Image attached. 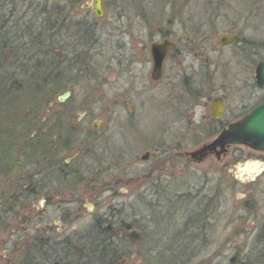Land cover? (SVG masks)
<instances>
[{
	"label": "rangeland",
	"instance_id": "374dc122",
	"mask_svg": "<svg viewBox=\"0 0 264 264\" xmlns=\"http://www.w3.org/2000/svg\"><path fill=\"white\" fill-rule=\"evenodd\" d=\"M94 1L79 0L76 7L70 10V0H61L58 3L57 0H11L4 15L6 18L11 17L10 10L15 11L13 18L22 17L26 13L27 21L36 16L33 9L29 8L31 2L33 7L38 4L45 6L46 3L50 6L57 4L59 8L67 7L70 12L67 21H63L65 23L53 40L56 46L61 47L56 53L57 56L50 60L53 63L56 61L57 65L51 77L60 74L61 68H71L65 60H69L67 58L71 56L75 46H88L77 51L83 52L80 59L85 60L82 62L84 65L79 67L80 71L74 73L76 83L71 89L72 96L63 106L78 110L76 118L81 119L82 111L90 109L105 119L101 126L106 131L105 142L101 140L93 144L91 151H88L89 155L86 153L82 156V161H86L85 164L91 168L96 167V170L100 167L97 160H100L104 167L109 164L114 169L125 171L126 185L120 184L119 188L116 187L118 193L114 196L111 193L102 194L99 209L100 214H106L109 206L121 208L117 218L134 226L129 231L139 233L142 238L138 243L130 245L127 242V233L119 228L114 230L117 232L115 235L122 232V240L117 239L116 244L124 248L122 256L125 259L119 264H230L234 257L248 258V264L264 263V153L241 147L236 161L199 164L197 161L185 160L156 164L153 160L142 161L141 156L144 153L140 154L139 149L129 148L127 156L122 162L119 161L118 156L123 145L120 127L125 120L122 90L125 86L130 88L132 84L131 80L122 78L120 63L124 58H129L132 52H136V84H143L145 77L141 66L143 63L140 61L146 56L142 55L137 46H149L151 38L156 34L155 31L142 29L137 12L135 15L130 7L136 4L149 14L152 11L157 25L165 31L171 20L166 6L169 0H100L102 18L95 15ZM189 11L190 20L195 19L202 26L199 36H221L236 29L235 33H239L245 40L264 42V0H191ZM212 12H217V15L213 16ZM191 26L198 30L193 27L192 21ZM75 34H78V38H71ZM200 48L206 51L213 49V46ZM244 49L245 46H218L215 54H209L211 58L215 55L216 62L221 64L222 69V73L214 79V86L218 89L228 88L232 108H239L243 103L248 104L250 96L253 97L256 93L253 88L244 85L249 74H252L250 77L254 76V72L249 73L246 70L247 62L237 61L241 55L247 56ZM249 50L252 51L255 63L264 57L263 46H250ZM17 54H22L21 50ZM187 64L199 68V56L194 57L192 52ZM224 66L229 69L228 78L223 73ZM194 73L196 83H200L202 74ZM64 75L70 77L65 73ZM27 79L28 77L20 75L21 92L13 94L6 108L0 109V159L3 160L5 154L14 157L10 164L4 163L11 176L4 174L0 178V198L8 197L1 194L2 192L11 191L7 189L5 182H11L9 186L13 187L21 185L23 182L19 180L23 179L28 170H23L22 166L39 160L36 143L39 141L37 136L40 119L37 114L31 116L30 113L40 110L41 105L36 97L38 94L43 97L44 91L29 89L25 82H28ZM65 82L67 84L64 83L63 87L67 90L71 84L69 79ZM167 82L144 96L148 100L155 98L159 105L166 102L163 100L168 96ZM56 86L59 87L60 84ZM63 93L61 87L56 90L54 104ZM127 100L129 106L135 108L142 101L130 92ZM91 128L88 120L81 126V130H86V133ZM179 131L175 129L174 132ZM4 132L5 135L2 136ZM34 133L36 138L31 142ZM82 134L81 138L87 136L83 132ZM99 136L102 137L101 134ZM188 137L187 150H194L211 141L215 133L211 130H194L189 131ZM26 154H30V158ZM33 154L34 157L31 156ZM1 162L0 160V165ZM247 165L254 167V170L246 168ZM37 210L36 205L35 212ZM13 228L19 230L20 227ZM13 228L10 226L9 231L4 234L9 236ZM19 234H24L23 228H20ZM96 245L98 246L97 243ZM110 260L109 256H94V264H108Z\"/></svg>",
	"mask_w": 264,
	"mask_h": 264
},
{
	"label": "flooded vegetation",
	"instance_id": "af4514ba",
	"mask_svg": "<svg viewBox=\"0 0 264 264\" xmlns=\"http://www.w3.org/2000/svg\"><path fill=\"white\" fill-rule=\"evenodd\" d=\"M190 3L191 0H169L166 3L171 20L165 31L157 25L152 11L149 14L136 4L130 7L135 15L137 12L142 29L155 31L156 34L151 38L149 46H137L141 49L142 55L146 56L140 61L143 63L141 66L145 77L143 84H136L138 78L134 71V65L137 63L134 54L136 52H132L129 58H124L120 63L122 78L132 81L130 88L125 86L122 90L125 120L120 127L123 145L118 158L121 162L130 149H139L138 153H144L141 156L142 161L153 160L156 164L185 160L197 161L196 163L199 164L205 162L219 164L227 160L236 161L241 147L254 150L250 146L237 144L210 147L224 131L238 124L264 102V88H260L257 84V69L264 57L255 63L252 51L249 50L250 46L264 48V42L245 40L239 33H235L236 29L221 36L215 34L209 37L206 34L199 36L202 26H199L195 19L190 20ZM212 15H217V12H212ZM191 21L193 27L198 28L197 31L192 28ZM233 35L238 38L236 42L227 44L221 42V38H230ZM166 42L172 43L173 46H167L160 79L155 80L152 44ZM200 46H213V49L204 51ZM218 46H245L244 53L247 56L241 55L237 61L247 62L246 70L249 73L254 72V76L250 77L252 74H249L244 85L250 86L256 93L253 97L250 96L248 104L243 103L239 108L231 107L228 88L218 89L214 86V79L222 73V69L221 64L216 62L215 55L211 58L209 54H215ZM192 52L194 57L199 56L201 62L199 68L187 64ZM84 61L65 60L71 68L66 70L61 68V73L56 75L55 84L60 86L55 85V90L52 84L45 86L44 95L41 96L39 103L40 110L30 113L31 116L37 114L40 119L37 136L39 141L36 143L39 160L34 164L22 166L23 170L28 169L29 172L27 170L23 179L19 180L23 182L21 185L13 187L9 186L11 182L4 183L11 191L2 192L1 194L8 197L0 198V264H94L95 252L104 253V250L105 252L110 250V244H113L115 257L119 258V261H110L108 264H119L125 259L122 256L124 248L116 244L117 239L122 240L120 238L122 232L115 235L117 232L114 231L119 228L125 232L124 221L117 218L121 208L117 209L112 205L109 206L106 214H100L99 211L102 194L111 193L114 196L118 193L116 187L119 188L120 184L126 185L125 171L114 169L109 164L104 167L100 160H97L100 167L96 170V167L91 168L85 164L86 161H82V156L86 153L89 155L93 144L101 140L105 142L106 131L101 129L105 119L90 109L82 111L81 119L76 118L78 110L63 106L72 96L71 89L76 83L74 73L78 72L76 67L79 63L82 67ZM60 63L62 64V61ZM228 70L224 66L223 73L226 74V78L230 77ZM194 72L202 74L200 83H196ZM64 73L70 77H66ZM157 73L155 71V74ZM67 79L71 87L68 85V89L64 90L63 86ZM166 81L169 89L166 100H163L166 102L159 105L155 98L148 100V97L144 96L156 91L157 87ZM60 87L61 91H64L61 96L67 93L70 95L64 102L59 101L61 97L59 96L54 104L53 101L59 94V92L56 94V90ZM129 92L142 100L139 107L129 106L127 100ZM215 103L217 106L214 107ZM85 120L91 122L92 126L88 133L85 132L86 130H81ZM175 129L180 131L175 133ZM201 129L211 130L215 133V137L197 149L187 150L189 131H201ZM82 132L87 136L81 138ZM31 138V142H34L36 134L34 133ZM105 150L107 151L106 148ZM201 151L202 155L192 156ZM26 155L30 156V154ZM31 156L34 157V154ZM13 158L5 154L4 161L0 159L2 161L0 178L4 174L11 176L8 166L5 167L4 163L10 164ZM246 168L254 170L250 165ZM36 205L37 212H35ZM10 226L23 228L24 234H19L20 228L19 230L13 228L11 234L6 236L4 232L9 231ZM32 228L34 231L31 230ZM107 236L112 237L107 238Z\"/></svg>",
	"mask_w": 264,
	"mask_h": 264
},
{
	"label": "trees",
	"instance_id": "16d2710c",
	"mask_svg": "<svg viewBox=\"0 0 264 264\" xmlns=\"http://www.w3.org/2000/svg\"><path fill=\"white\" fill-rule=\"evenodd\" d=\"M10 1L11 0H0V14L2 13L0 16V109L6 108L13 94L21 92V83L19 82L20 75L28 77V82L25 81L27 87L34 91L35 89H39V91L43 90V88L49 84H52V87L56 85L55 77H51V74L55 73V67L57 65L56 61L53 63L50 60L57 56L56 53L60 50L61 46H56L53 40L60 32L61 25L65 23L63 21H67L70 13L67 11V7L59 8L57 4L50 6L46 3L45 6H40L38 4L36 7H33L31 2L29 8L33 9L36 14L35 17H31L29 20L25 21L27 15L25 13L22 17L13 18L15 11L10 10L9 12L12 13L11 17L6 18L4 14H6L9 8L8 2ZM59 1L61 0H57L56 3ZM70 2L71 10L76 7L79 0H70ZM15 30H17L15 32L16 34H13ZM19 31L21 32L19 33ZM78 34H75L71 38H78ZM26 42H28V44ZM87 47L88 46H75L71 51V56L67 59L82 60L80 57L83 52L77 51L78 49ZM19 50H21L22 54L16 55ZM79 67L80 64L76 67L78 71H80ZM18 74L19 76H17ZM47 74L49 75L46 76ZM36 101L38 103L41 102L39 94L38 97H36ZM4 135L5 132L2 133V136ZM124 227L125 233L128 235L127 242L130 245H134L142 240L139 233L130 232L131 229H134V226L125 224ZM109 247L110 250L106 252L104 250V253L95 252V256L99 258L109 256L111 262L115 260L119 261V258L116 259L115 257L113 244H110ZM247 260L248 258L237 259V257H234L230 261V264H248L246 262ZM256 264L264 263L258 262Z\"/></svg>",
	"mask_w": 264,
	"mask_h": 264
},
{
	"label": "water",
	"instance_id": "95a60500",
	"mask_svg": "<svg viewBox=\"0 0 264 264\" xmlns=\"http://www.w3.org/2000/svg\"><path fill=\"white\" fill-rule=\"evenodd\" d=\"M94 12L98 18L103 17V10L100 0L94 1ZM237 36L233 35L230 38L223 37L221 42L227 44L230 42H236ZM167 46H173L172 43L166 42L163 44H152V52L154 55V73L155 80L160 79V73L164 64V60L167 53ZM155 71L158 72L155 74ZM158 75V76H157ZM257 84L260 88H264V60L259 64L257 69ZM69 93L59 98L60 102L66 101L69 97ZM214 107L217 106L215 103ZM226 144H237L239 146H250L256 151L264 152V102L258 105L252 110L243 120L238 124L232 125L229 130L224 131L218 139L211 145L210 148L215 146H223ZM201 152H196L192 156L202 155Z\"/></svg>",
	"mask_w": 264,
	"mask_h": 264
}]
</instances>
